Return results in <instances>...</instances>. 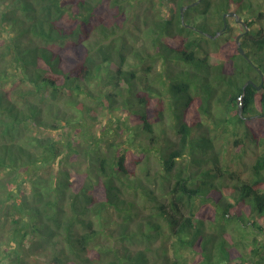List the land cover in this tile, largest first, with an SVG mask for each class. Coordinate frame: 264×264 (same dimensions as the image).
Wrapping results in <instances>:
<instances>
[{"label": "trees", "instance_id": "trees-1", "mask_svg": "<svg viewBox=\"0 0 264 264\" xmlns=\"http://www.w3.org/2000/svg\"><path fill=\"white\" fill-rule=\"evenodd\" d=\"M196 1L0 0V264H264V0Z\"/></svg>", "mask_w": 264, "mask_h": 264}, {"label": "rangeland", "instance_id": "rangeland-1", "mask_svg": "<svg viewBox=\"0 0 264 264\" xmlns=\"http://www.w3.org/2000/svg\"><path fill=\"white\" fill-rule=\"evenodd\" d=\"M157 7H159V9H161L162 10V12L164 11V10H166V8L165 7H163L162 5H160V4H157ZM109 9H111V8H109ZM113 10H115L114 8L113 9H111V10H109V11H111V13L109 12V16H107V23H109V26H111V25H113V24H116L117 22L118 23H120L121 25H124V19H123V17L121 16V18L120 17H114L113 15H111L112 14V11ZM116 19H118V20H116ZM231 21V24H232V26H234V33H238V32H240V30H241V28L239 29V27L237 26V23L233 20V18L230 20ZM130 25L128 24V27H129ZM130 27H132L133 28V26H130ZM137 32H139L138 30H137ZM136 32V33H137ZM140 36V35H139ZM144 36V34H142L141 35V37H143ZM134 37H137V35L136 34H134ZM139 39H140V37H138ZM98 109H99V121L97 122V123H95L96 125L94 126L95 127V130H97V131H100L101 129V127L102 126H104L106 123H107V121H108V119H110V117L109 116H107V112L105 111V109L104 108H101V107H98ZM115 114H118V112H116ZM166 122V121H165ZM163 123V125L161 126L162 128H164L165 129V133H168L169 135H171V136H173V138H176V135L174 134V132L173 131H170V129H169V126H167V122L166 123ZM57 137H59V138H61L62 137V134H57ZM252 145V147H253V150L252 149H248V151H247V157H246V160L250 163V162H252V159L254 158V150L257 152V153H260V151H262L263 149H264V146H261V147H255V144L253 143V144H251ZM236 144L234 143V141H233V136L231 137V142H230V156H232L235 152H236ZM88 165V163H86L85 161H83V163H82V165H81V169H85V167ZM138 165V164H137ZM237 166L239 167L238 168V170H241L242 168L244 169V166L242 165V163L241 164H238V162H237ZM137 167V166H136ZM247 172H248V170H247ZM247 172H246V174H247ZM27 187V189L29 188V185H27L26 186ZM230 230L232 231V229L230 228ZM232 233L234 234V232L232 231ZM235 236H236V233L234 234ZM238 235V234H237ZM246 235H252V234H246ZM245 237L244 239H243V241L245 242V243H251V242H253L252 240H253V235L251 236V237ZM236 239H237V241L239 240V238H237L236 237ZM259 242L261 243L262 241H263V239H262V236H259ZM254 243V242H253ZM243 243H241V245H242ZM244 245V244H243ZM194 258H195V256H194V254L193 253H190L189 252V264H195L196 262H194Z\"/></svg>", "mask_w": 264, "mask_h": 264}, {"label": "water", "instance_id": "water-1", "mask_svg": "<svg viewBox=\"0 0 264 264\" xmlns=\"http://www.w3.org/2000/svg\"><path fill=\"white\" fill-rule=\"evenodd\" d=\"M198 2H199V0L196 1V2H194V3L184 5V6L181 8L182 12H183L186 8H188L189 6H192V5H194L195 3H198ZM228 16H237V14H236V12H234V11L227 12V13L224 14V20H225L224 28L227 27V24H228V22H227V17H228ZM238 20L241 21V20H242L241 17H238ZM246 30H248L247 26H246ZM220 33H221V31L219 32V34H220ZM242 36H243V33H240V34L237 36V43H238V45H239V48H240L241 53L244 54V55L246 56L245 49L241 46V37H242ZM250 81H251V80H250ZM261 86H262V83H260V84L258 85V88H261Z\"/></svg>", "mask_w": 264, "mask_h": 264}]
</instances>
